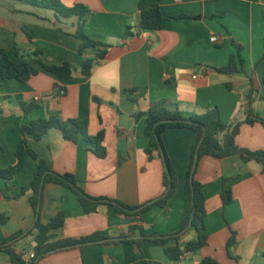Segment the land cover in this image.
Here are the masks:
<instances>
[{
  "label": "crops",
  "instance_id": "1",
  "mask_svg": "<svg viewBox=\"0 0 264 264\" xmlns=\"http://www.w3.org/2000/svg\"><path fill=\"white\" fill-rule=\"evenodd\" d=\"M263 0H161L164 16L159 30L141 28L139 0H62L67 6L81 3L91 13L86 33L109 45L103 59H96L89 75L80 71L86 58L98 51L87 48L75 37L78 17H61L55 11L17 0H0V47L16 60V45L41 50L46 63L70 62L76 67L71 77H61L33 64L40 72L28 82L0 81V168L16 162V147L23 139L21 127L32 120L59 115L89 120V133L104 131L105 158L97 157L85 141L64 139L57 129L40 141L27 136L39 158L60 173L74 174L92 197L119 200L131 206L144 205L164 192L162 157L150 158L145 149V117L151 105L165 99L189 113H203L218 107L222 121L234 124L246 119V102L254 86V108L264 118V7ZM136 34L130 36L127 28ZM216 35L219 41H211ZM32 37V39L29 38ZM240 47V50H238ZM232 56L243 60V72L217 71ZM238 65H242L238 62ZM230 87H229V86ZM134 89L136 102L126 90ZM95 98H98L96 100ZM40 105L24 112L23 103ZM222 138V135L220 136ZM197 134L174 128L163 133L166 152L178 179L175 195L167 207L155 206L141 216H118L113 207L101 205L85 213L77 196L68 188L49 183L45 187L42 222L58 213L64 225L52 231L50 241L79 239L101 233L116 238L131 225H142L147 234H171L180 229L186 215L185 185ZM236 144L249 150H264V122L244 123ZM38 161L27 158L11 180L0 179V242L16 232L29 230L35 214L29 202L31 183ZM196 178L206 198L208 244L180 261H171L163 247L143 241L140 246L125 242L99 243L53 252L38 264H203L206 258L217 264H264V168L246 162L239 155L222 159L204 156ZM227 180V183L224 180ZM8 185L13 186L8 189ZM232 191L224 205L221 191ZM27 194L14 196L20 189ZM236 233V243L227 242ZM189 231L182 245L194 238ZM33 236L18 241L23 255L34 253ZM26 264H35L26 260ZM0 264H11L0 252Z\"/></svg>",
  "mask_w": 264,
  "mask_h": 264
},
{
  "label": "trees",
  "instance_id": "2",
  "mask_svg": "<svg viewBox=\"0 0 264 264\" xmlns=\"http://www.w3.org/2000/svg\"><path fill=\"white\" fill-rule=\"evenodd\" d=\"M17 1L55 11L57 22L60 21L61 17H78L77 27L73 35L82 41L79 50L80 54H83L87 48H94L98 51L96 58H86L83 61L80 69L83 75L91 73L96 59L105 57L109 45L92 39L85 31V23L91 11L84 4L76 3L73 6H67L62 0ZM138 8L141 13L142 29H161L164 20L161 0H139ZM127 32L130 36L136 34L131 31L130 27L127 28ZM29 38L32 39L31 36ZM238 50H240V47H238ZM16 56V60L12 59L7 51L0 47V81L14 79L23 83L28 82L40 72V69L33 62L39 63L40 67L45 71L61 77H71L77 70L72 63L67 61L60 65L46 63L42 58L41 50H27L18 44L16 45ZM238 62L242 65L241 67ZM216 70L227 74L243 72V60H237L236 56H232L227 65ZM134 92V89L126 90L128 98L136 102V98L133 95ZM254 92L255 88L253 86L245 106L246 119L234 124L224 123L220 110L216 106L208 108L203 113H189L179 109L177 105L169 104L165 99L153 103L147 112L142 113L145 117V133L149 138V144L145 151L150 158L154 156L162 157L165 169L163 194L157 199L140 206H131L119 200L106 197L90 196L80 186L74 174L55 171L46 160L39 158L38 154L29 146L28 135L32 136L35 141H40L50 130L57 129L62 133L64 139L74 143L83 140L88 145L89 150L97 157L105 158L107 155L106 147L103 144L105 133L100 131L96 135H91L87 118H62L59 115H51L25 123L21 127L23 139L18 143L15 151L16 162L6 168H0V179L11 180L16 175L17 170L26 164L28 157L38 161V167L31 183V194L28 196L35 214V221L29 230H20L0 242V252H4L10 257L11 264H26L27 261L24 255L16 251L15 244L27 236H33L35 242V257L32 259L35 264H38L42 258L53 252L99 243L125 242L140 246L143 241H148L151 245L163 247L166 256L171 261H180L189 253L206 246L209 240V233L206 227V198L203 184L196 178L200 159L204 156L222 159L239 155L244 161H256L262 164L264 168V150L252 151L236 144V137L242 124L264 122V118L260 117L254 108ZM95 99L99 101L98 98ZM39 107L40 105L36 102L23 103V109L26 114ZM174 128L191 129L197 134L185 185L186 215L177 232L171 234H147L144 226L131 225L126 233L122 232L119 237L109 241H106V239H109L107 236L98 232L79 239L63 238L50 241L53 237L52 231L64 225L65 214L60 212L51 218L48 223L42 222L44 191L49 183L59 184L70 189L77 196L85 213L88 214L97 212L101 205L111 206L118 216L127 218L141 216L155 206L166 208L168 201L175 195L178 179L176 170L165 149L163 133L168 129ZM221 135L222 138L220 137ZM162 153L164 154L163 156ZM191 179L193 182H191ZM224 182L227 183V180L225 179ZM12 188L13 186L8 185V189ZM26 194V190L22 188L14 197L19 198ZM221 198L224 205L229 204L233 198L232 191L224 186L221 191ZM7 219L5 215L0 214L1 224H4ZM189 231H193L195 236L182 245L181 239ZM235 243L236 233H233L227 242L228 249ZM203 264H217V262L206 258L203 260Z\"/></svg>",
  "mask_w": 264,
  "mask_h": 264
},
{
  "label": "built area",
  "instance_id": "3",
  "mask_svg": "<svg viewBox=\"0 0 264 264\" xmlns=\"http://www.w3.org/2000/svg\"><path fill=\"white\" fill-rule=\"evenodd\" d=\"M262 3H263V7H264V0L262 1ZM211 41L214 42V43H216V42L219 41V38L216 35H212ZM34 257H35V253H31L29 255H27V254L24 255V258L26 260H28V259L32 260Z\"/></svg>",
  "mask_w": 264,
  "mask_h": 264
},
{
  "label": "water",
  "instance_id": "4",
  "mask_svg": "<svg viewBox=\"0 0 264 264\" xmlns=\"http://www.w3.org/2000/svg\"><path fill=\"white\" fill-rule=\"evenodd\" d=\"M164 154L162 153V156H163ZM191 182H193V180L191 179ZM113 239H115V238H109V239H106V241L108 240H113Z\"/></svg>",
  "mask_w": 264,
  "mask_h": 264
}]
</instances>
